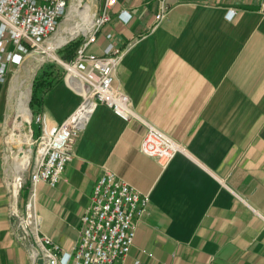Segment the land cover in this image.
Instances as JSON below:
<instances>
[{"label":"crops","instance_id":"0c3cea01","mask_svg":"<svg viewBox=\"0 0 264 264\" xmlns=\"http://www.w3.org/2000/svg\"><path fill=\"white\" fill-rule=\"evenodd\" d=\"M109 44L122 53L113 86L135 117L94 108L62 181L36 185L39 235L72 253L94 184L108 171L149 200L129 254L115 264H264V0H116L87 54L101 56ZM52 75L34 111L45 128L81 104ZM10 93L0 82V264H33L12 216L30 182L16 203ZM145 124L183 149L165 168L140 153Z\"/></svg>","mask_w":264,"mask_h":264},{"label":"built area","instance_id":"2783aa9c","mask_svg":"<svg viewBox=\"0 0 264 264\" xmlns=\"http://www.w3.org/2000/svg\"><path fill=\"white\" fill-rule=\"evenodd\" d=\"M115 4L116 0H103L92 31L83 35L71 60L65 63L57 60L64 70L65 84L81 97V104L57 127L45 128L40 115L33 117V123L40 125L41 131L37 138H30L28 149L23 150L30 151V160L20 176L15 174L12 183L11 194L17 203L25 185L22 174L28 172L30 184L23 210L12 211V216L16 219L20 239L31 245L33 264L38 259L44 264H115L129 254L137 223L147 213L148 197L106 171L95 182L89 205L80 219L77 246L72 253H65L50 238L39 235L40 220L35 211L36 185L46 183L55 187L62 181V173L73 159L77 140L97 105L108 107L124 121L135 117L129 98L113 86L121 51L109 44L101 56L87 54L97 33L110 21ZM68 8L69 0H0L1 83L6 81L9 63L16 65L22 58L40 54L39 46L57 30ZM166 14V9L161 7L155 16L156 22H161ZM231 15L234 16V11ZM9 45L14 47L13 53L6 51ZM3 55H6L5 61ZM21 151L16 156H22ZM140 153L165 168L183 149L155 127L145 124Z\"/></svg>","mask_w":264,"mask_h":264},{"label":"rangeland","instance_id":"374dc122","mask_svg":"<svg viewBox=\"0 0 264 264\" xmlns=\"http://www.w3.org/2000/svg\"><path fill=\"white\" fill-rule=\"evenodd\" d=\"M86 2L87 5L90 7L89 14L90 15H96L97 9L99 7L100 3H103V0H83ZM77 0H69V8L67 14L63 17V19L60 21L57 30L42 44L39 46V55L31 54L30 56L26 58H22L21 62L15 65V69L6 75V81L8 82V85L10 87V109H11V115L12 120L15 122L13 124V127L11 128L10 133L8 134V140L10 138H15V142H13V147L9 158H8V169H10L11 173L16 174L18 176L20 174L21 168H23V160L24 158H28L30 160V153H25L28 149L27 144H23L22 141L25 140V137L30 136V138L35 139L38 137V130L36 127V124L33 123V117H34V110L31 109V101L33 98V90L35 89L34 86L36 84L37 77L42 73L43 70H47L48 73H51V78L53 77L52 73H54L57 77L64 75V70L61 67V65L57 62V60H60L62 62H68L69 60L65 59V55L63 54V50L65 47L71 43V42H77L78 45L83 40V34L80 33L76 37L70 39L67 44L60 46L59 48L55 47V42L57 37L62 33L64 37L68 36V32L65 31V29L72 30L75 28L76 24H79L83 26V17L77 16V15H68L70 7L72 5L77 4ZM49 50L51 55H53L56 59H52L48 56V53L45 52V50ZM44 50V51H43ZM73 56V55H72ZM72 58V57H71ZM27 90H29V100L27 103V109L29 110V113H31V121L29 124H23L20 128H17L18 122V109H17V103H18V97L19 95L25 93ZM17 119V121H16ZM15 125V127H14ZM23 129V130H22ZM20 131V132H19ZM34 131V133H33ZM23 134V135H22ZM25 134V135H24ZM18 139L20 142H18ZM22 150V151H21ZM24 150V151H23ZM21 151L20 153L23 154V156H16L17 152ZM23 180L26 179L28 176V172H25L22 174ZM26 184V183H25Z\"/></svg>","mask_w":264,"mask_h":264},{"label":"bare ground","instance_id":"6f19581e","mask_svg":"<svg viewBox=\"0 0 264 264\" xmlns=\"http://www.w3.org/2000/svg\"><path fill=\"white\" fill-rule=\"evenodd\" d=\"M77 1L78 2L76 5H72L70 7L68 15L69 16L70 15L82 16L84 19L83 20L84 24H83V26L76 24L75 28L72 30H69V31L67 29H65V31L68 32V36L64 37L63 34L61 33L56 39V42H55L56 48H59L60 46L65 45L70 39L76 37L80 33H82L83 35H87L92 31V28L94 25V19H95L96 15H90L89 14L90 7H89V5L86 4V2H84L83 0H77ZM45 52L48 53V56L50 58H52L54 60L56 59L53 55H51L49 50L46 49ZM29 93H30L29 90H27L25 93L19 95V97L17 99L18 100V103H17L18 116L17 117L19 119L17 122V128H20L25 123L29 124L31 121V114L29 113V110L27 109V103L29 100ZM9 142L10 143L15 142V138H13V137H12V139L10 138ZM18 142H20L19 139H18ZM22 143L29 145L30 144V136L25 137V140L22 141ZM20 144H21V142H20ZM27 153L29 154L30 151L28 150ZM28 162H29L28 158H24L23 168H21V171H24L26 169ZM18 176H20V174Z\"/></svg>","mask_w":264,"mask_h":264},{"label":"trees","instance_id":"16d2710c","mask_svg":"<svg viewBox=\"0 0 264 264\" xmlns=\"http://www.w3.org/2000/svg\"><path fill=\"white\" fill-rule=\"evenodd\" d=\"M77 46V42H71L65 47V49L63 50V54H66V60L71 59ZM35 82V89L33 90V98L30 105L31 109H33L34 111L40 105L41 94L43 93V91L45 92L49 90L55 84V81L51 79V73H48L47 70H43L42 73L37 77Z\"/></svg>","mask_w":264,"mask_h":264},{"label":"water","instance_id":"95a60500","mask_svg":"<svg viewBox=\"0 0 264 264\" xmlns=\"http://www.w3.org/2000/svg\"><path fill=\"white\" fill-rule=\"evenodd\" d=\"M68 43V42H67ZM66 43V44H67ZM35 264H44V261L42 259H38Z\"/></svg>","mask_w":264,"mask_h":264}]
</instances>
